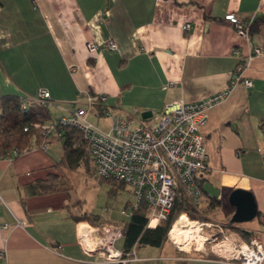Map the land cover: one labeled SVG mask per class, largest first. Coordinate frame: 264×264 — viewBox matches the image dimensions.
<instances>
[{"label": "crops", "instance_id": "obj_1", "mask_svg": "<svg viewBox=\"0 0 264 264\" xmlns=\"http://www.w3.org/2000/svg\"><path fill=\"white\" fill-rule=\"evenodd\" d=\"M227 14L258 27L242 38L224 21ZM110 40L116 51L106 48ZM88 42L98 46L95 53L87 51ZM254 47L262 54L246 61ZM239 64L250 88L231 85ZM39 90L49 93L48 111L58 109V118L79 94L89 93L105 95L112 115L136 122L170 102L196 103L226 92L201 129L207 170L198 180L200 203L189 216L243 240L256 236L264 249V0H0V99H32ZM62 156L53 133L45 150L32 140L12 160L0 158V225L8 226L0 229V264H100L81 251L76 231L78 222H103L79 220L87 215L69 192H29L52 176L66 179ZM235 190L253 196L252 220L231 222ZM195 253L174 248L164 264H235ZM140 254L136 250L137 261L129 264H158L156 250Z\"/></svg>", "mask_w": 264, "mask_h": 264}, {"label": "built area", "instance_id": "obj_2", "mask_svg": "<svg viewBox=\"0 0 264 264\" xmlns=\"http://www.w3.org/2000/svg\"><path fill=\"white\" fill-rule=\"evenodd\" d=\"M223 19L236 29L238 36L249 39L251 19L239 20L233 14H227ZM97 48L93 42L86 44L89 53H95ZM106 48L117 50L116 43L111 40ZM261 54L262 51L254 47L246 61ZM243 66L239 64L233 72L231 85L240 83L250 88L251 81L242 78ZM225 95L226 92L215 94L196 103L170 102L157 115L136 122L112 115L105 107L107 98L103 94H79L66 117L40 127L41 149L48 148L49 137L56 133V126L77 128L87 143L96 175L104 180L123 183L132 193L133 202L122 213L127 215L144 202L149 208L147 227L153 229L167 219L178 195L193 207L199 205L202 196L197 180L207 170L208 158L201 129L208 111L217 106ZM49 97L46 90H39L34 98L38 102H46ZM89 112L98 117H108L109 127L101 129L94 125L87 119ZM16 155L18 152L13 149L1 159L12 160ZM3 203L0 198V204ZM177 222L181 232L188 233V242L194 252L214 254L219 260L235 264L264 262V249L256 236L243 240L220 224L191 220L186 213H181L174 224ZM21 225L23 223L19 222L18 226ZM0 229L7 230L8 226L1 224ZM122 230L123 225L78 222L76 242L84 254L97 257L100 264H129L137 261L135 247L128 252L115 248V243L122 239ZM198 238L201 240L200 249L196 244ZM167 239L181 251L171 240L169 232ZM166 260L155 258L158 264H164Z\"/></svg>", "mask_w": 264, "mask_h": 264}, {"label": "trees", "instance_id": "obj_3", "mask_svg": "<svg viewBox=\"0 0 264 264\" xmlns=\"http://www.w3.org/2000/svg\"><path fill=\"white\" fill-rule=\"evenodd\" d=\"M256 27L258 25L253 22L249 33L256 31ZM48 101L38 102L35 98L25 99L15 96H7L0 99V158L13 149H16L18 154L25 151L32 140H35L41 147L42 136L40 127L51 124L58 119H51L48 111ZM105 107L109 108L106 104ZM36 126L39 127L37 128ZM261 129L264 133V126H261ZM56 133L63 147L62 160L58 164L67 169V180L52 176L43 182L34 183L29 188V192L33 195H45L59 191L68 192L69 189L66 188L65 184L70 179L71 173L78 171L80 168L89 172L93 164L87 143L77 128L56 126ZM106 181L126 187L120 182ZM197 184L200 188L198 180ZM194 208L184 197L178 195L167 219L151 229L147 227L149 208L142 202L136 210L130 212L128 222L123 225V251L128 252L133 246L136 250L138 247L144 246L161 248L167 243L168 232L178 216L181 213L191 215L195 212ZM85 219L90 221L89 217L85 215L79 218V220ZM239 233L243 238H246L247 232L242 231Z\"/></svg>", "mask_w": 264, "mask_h": 264}, {"label": "rangeland", "instance_id": "obj_4", "mask_svg": "<svg viewBox=\"0 0 264 264\" xmlns=\"http://www.w3.org/2000/svg\"><path fill=\"white\" fill-rule=\"evenodd\" d=\"M110 110V108H108ZM71 111V110H70ZM69 111V112H70ZM49 114L51 119H55L61 116L60 111L55 107L49 108ZM68 113L65 115V117ZM118 116L120 114H117ZM130 115H133L132 113ZM124 116V115H123ZM120 116L122 118L128 119L129 117ZM88 119L90 122L97 124L101 129H107L110 125V119L108 117H98L94 112H89ZM94 124V125H95ZM66 188L69 189V193L72 200H79V209L83 214H86L90 218H96L102 221L104 224L111 225H124L128 222L130 212L127 215L122 212L125 211L127 205L133 202V197L131 192L127 187H122L117 183H111L109 181L103 180L96 175L94 165H91L90 171L86 172L84 169L80 168L78 171H74L70 175V179L65 184ZM71 187V188H69ZM205 190H208V185L204 186ZM189 216V215H188ZM191 220H199L193 216H189ZM213 221H220L219 218L211 216ZM185 230V229H183ZM186 231V230H185ZM180 241H189V235L187 232L180 233ZM168 242V241H167ZM190 244V242H189ZM172 246V245H171ZM170 243H165L163 250L160 252L158 248L154 247H138L137 250L139 254L142 250H156L157 256L166 257L170 253H173V247ZM115 248L118 250H123V241H117L115 243ZM173 248V249H172ZM176 250V249H175ZM176 253L183 254L184 251L176 250ZM189 254H196L190 244ZM141 255V254H140ZM212 256V254L210 255ZM213 257L216 256L213 254Z\"/></svg>", "mask_w": 264, "mask_h": 264}, {"label": "water", "instance_id": "obj_5", "mask_svg": "<svg viewBox=\"0 0 264 264\" xmlns=\"http://www.w3.org/2000/svg\"><path fill=\"white\" fill-rule=\"evenodd\" d=\"M229 203L235 207L232 223L247 222L255 218L256 206L251 193L235 190L229 196Z\"/></svg>", "mask_w": 264, "mask_h": 264}, {"label": "bare ground", "instance_id": "obj_6", "mask_svg": "<svg viewBox=\"0 0 264 264\" xmlns=\"http://www.w3.org/2000/svg\"><path fill=\"white\" fill-rule=\"evenodd\" d=\"M181 230L182 228L179 227V223L177 222L172 226L171 230L169 231V236L171 240L179 246L181 251L189 252V246H190L189 242L187 241L181 242L179 239ZM196 244H197V249H200L201 240L199 238L196 240Z\"/></svg>", "mask_w": 264, "mask_h": 264}]
</instances>
